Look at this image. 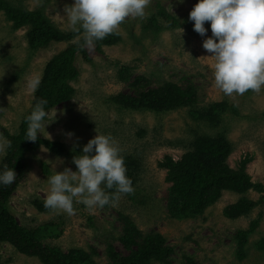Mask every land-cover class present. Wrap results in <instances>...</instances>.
Returning <instances> with one entry per match:
<instances>
[{
  "label": "rangeland",
  "instance_id": "rangeland-1",
  "mask_svg": "<svg viewBox=\"0 0 264 264\" xmlns=\"http://www.w3.org/2000/svg\"><path fill=\"white\" fill-rule=\"evenodd\" d=\"M8 1L18 8L41 10L57 30L72 32L64 8L71 6L74 0ZM157 1L179 19L177 29L160 33L143 29L146 20L156 12ZM196 3L197 0L182 3L180 0H151L143 19L129 17L115 30L122 38L120 43L102 47L101 52L96 45L87 48L90 62L78 55L76 66L80 77L72 83L74 98L49 113L46 132L40 134L64 144L66 154L56 156L44 147L28 154L30 169L9 202L11 213L22 227L35 230L51 225L52 229H57L56 234L60 232L59 237L46 233L44 243L64 253L71 249L88 252L95 249L96 262L106 264L108 245L121 256L129 254L119 238L124 233L123 220L130 219L143 235L160 234L166 239L174 252L163 264H264V253L256 247L264 238V204L238 219L224 214L228 206L241 199L259 201L263 194L225 191L218 202L196 218L176 219L168 211L170 184L166 182V170L159 164L166 157L180 160L192 150L197 137H225L232 147L227 160L229 166L236 169L241 160L249 157L251 162L246 172L254 183L264 184V88L260 92L249 90L242 95L226 96L215 86L214 59L202 47L203 40L211 37L209 23L205 22L208 31L202 37L193 30L194 22L188 19ZM26 32L24 28L14 31L0 11V125L12 134L19 130L30 110L48 62L76 42L74 38L31 50ZM140 79L147 80V86H138ZM34 80L38 84L32 88ZM165 83L181 89L192 87L197 95L196 104L158 114L125 108L115 100L121 96L139 98L147 88L163 87ZM222 102L234 103L240 114L223 111L216 121H206L203 114H207L213 104ZM97 134L113 138L120 154L134 159L128 172L133 191L120 195L115 206L109 204L93 211L75 201L72 215L49 209L40 211L35 202L42 203L46 199L47 177L54 174V170L76 171L73 156L81 154L83 146ZM6 144V139L0 136V165L6 155ZM41 161L48 164V175L43 173ZM258 219L259 227L245 247L247 258L240 261L235 235ZM0 253L3 264H42L38 258L23 255L9 244H4Z\"/></svg>",
  "mask_w": 264,
  "mask_h": 264
},
{
  "label": "trees",
  "instance_id": "trees-1",
  "mask_svg": "<svg viewBox=\"0 0 264 264\" xmlns=\"http://www.w3.org/2000/svg\"><path fill=\"white\" fill-rule=\"evenodd\" d=\"M155 9L156 12L152 13L143 24L145 31L160 33L163 30L177 29L180 26L179 19L171 15L161 1L156 2ZM0 11L12 24L14 31L23 28L27 30L26 38L31 50L46 48L52 42L71 41L76 38L77 34L73 31L63 33L57 30L41 10L30 11L15 7L8 0H0ZM121 40L120 34L114 31L103 40L97 41L96 49L101 52L102 47L113 46L120 43ZM78 55H81L87 62L92 61L87 48L81 47L77 41L53 56L45 67L27 115L30 114L37 100H47L45 108L48 113L72 101L75 94L72 83L80 77V71L76 66ZM122 72L121 68L120 73ZM148 83L147 80L140 79L137 85L145 87ZM146 90L139 98L120 95L121 98H115V100L125 108L158 114L195 105L197 102V95L192 87L181 89L177 85L165 83L163 87L147 88ZM223 111H229L235 115L240 114L237 105L222 102L213 104L208 113L203 116L206 121L214 122ZM27 115L23 117L16 133L12 134L0 125V136L7 141L6 155L0 165V171H3L5 167L13 168L17 175L11 185H0V250L4 244H9L23 255L38 258L42 264H98L95 260V256H97L95 249L90 252L83 249H71L64 253L61 249L43 242L46 233L51 236L58 232L56 228L52 229L51 225H46L35 230L27 229L22 227L11 213L9 206L11 197L30 169L27 155L38 152L42 147L56 156L66 154L64 144L45 139L40 134L35 142L25 140L27 129L25 117ZM194 116L199 117L198 115ZM231 148L227 139L222 135L197 137L192 145V150L183 155L180 160L176 161L171 157H166L159 164L161 169L166 170V182L170 184L167 207L171 217L188 219L201 216L208 207L220 200L225 191L236 194L257 191L263 194L259 201L243 198L228 206L224 214L230 219H238L264 204V184L254 183L246 172L251 159L247 157L241 160L236 169L230 167L227 160L232 152ZM123 157L124 163L128 164L126 175L130 178L128 175V172L130 173L129 166L135 162L131 157ZM40 165L43 173L48 175L50 173L48 164L41 161ZM35 205L40 211L46 209L44 202L36 201ZM123 221L125 223L124 233L119 241L129 251V254L121 256L115 252L113 246L108 245L106 264H163L167 262L174 251L167 245V241L162 235H143L130 219ZM259 224V219L254 220L248 229L236 233L235 239L240 261L247 258L245 247ZM59 236L60 232L55 235V237ZM256 247L258 251L264 253V238L256 243ZM0 264H3L1 253Z\"/></svg>",
  "mask_w": 264,
  "mask_h": 264
},
{
  "label": "clouds",
  "instance_id": "clouds-1",
  "mask_svg": "<svg viewBox=\"0 0 264 264\" xmlns=\"http://www.w3.org/2000/svg\"><path fill=\"white\" fill-rule=\"evenodd\" d=\"M150 4L151 0H74L64 12L68 27L77 34V43L90 49L114 33L127 18L143 19ZM188 19L202 37L208 31L205 22L209 23L211 37L203 40L202 47L214 59V84L224 95L260 92L264 88V0H197ZM37 84L34 80L31 87ZM46 104L47 100H37L25 117V140L35 142L38 134L46 132ZM120 153L110 136H94L81 154L73 156L76 171L54 170L47 177L44 207L72 215L74 201L89 211L109 204L115 206L120 195L133 191ZM16 176L13 168L5 167L0 171V185H11Z\"/></svg>",
  "mask_w": 264,
  "mask_h": 264
}]
</instances>
